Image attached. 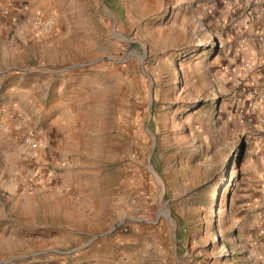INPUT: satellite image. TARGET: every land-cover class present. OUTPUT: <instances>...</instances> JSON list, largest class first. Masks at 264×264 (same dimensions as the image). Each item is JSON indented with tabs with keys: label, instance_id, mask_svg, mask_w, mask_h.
<instances>
[{
	"label": "rangeland",
	"instance_id": "rangeland-1",
	"mask_svg": "<svg viewBox=\"0 0 264 264\" xmlns=\"http://www.w3.org/2000/svg\"><path fill=\"white\" fill-rule=\"evenodd\" d=\"M27 2L0 41V264H264V64H230L225 5Z\"/></svg>",
	"mask_w": 264,
	"mask_h": 264
},
{
	"label": "crops",
	"instance_id": "crops-1",
	"mask_svg": "<svg viewBox=\"0 0 264 264\" xmlns=\"http://www.w3.org/2000/svg\"><path fill=\"white\" fill-rule=\"evenodd\" d=\"M7 1L8 0H0V10L3 5H9L7 9L3 8L6 12H2L3 10L0 11V41H3L5 34L3 32H6V30L8 32L9 29L19 28L22 20L30 18V15L27 16V14H29L28 10H32V4L28 3L27 0H9L10 3ZM205 1L212 6L217 4L223 5L224 7V0ZM226 12H228L227 9ZM253 13V17L248 15H234L231 13H229L231 16H227L228 19H230V24L234 26L239 25L242 30L240 42L232 46L231 50L233 57H236L237 60H233L230 64H264V15L259 12L258 8L254 9ZM0 53L3 54L5 52L0 51ZM43 106L36 104L34 107V114L41 117L42 114L46 113V109ZM14 113L16 116H19V114L22 116L27 115V113H25V107L21 103H18L16 109H14ZM43 134L48 148L53 153H55L54 150L59 149L65 141V137L62 136L58 128L51 124L44 128ZM261 163L264 164V159L261 160ZM32 167H34L32 168L33 171L28 170V175L32 176V180L39 181L40 184L45 187L46 182L42 176L44 174L42 164L33 163ZM254 179L256 178L254 177ZM11 185L13 186V184ZM256 188L258 191L262 192L264 200V177L258 176Z\"/></svg>",
	"mask_w": 264,
	"mask_h": 264
},
{
	"label": "built area",
	"instance_id": "built-area-1",
	"mask_svg": "<svg viewBox=\"0 0 264 264\" xmlns=\"http://www.w3.org/2000/svg\"><path fill=\"white\" fill-rule=\"evenodd\" d=\"M224 5L227 11L234 15L253 17V10L256 8L264 15V0H224ZM29 25L37 32L45 31L48 27L39 19L29 22ZM31 146L35 147V144H31Z\"/></svg>",
	"mask_w": 264,
	"mask_h": 264
}]
</instances>
